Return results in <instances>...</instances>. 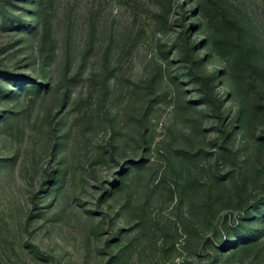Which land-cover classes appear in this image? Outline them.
<instances>
[{
  "label": "rangeland",
  "instance_id": "obj_1",
  "mask_svg": "<svg viewBox=\"0 0 264 264\" xmlns=\"http://www.w3.org/2000/svg\"><path fill=\"white\" fill-rule=\"evenodd\" d=\"M0 264H264V0H0Z\"/></svg>",
  "mask_w": 264,
  "mask_h": 264
},
{
  "label": "trees",
  "instance_id": "obj_2",
  "mask_svg": "<svg viewBox=\"0 0 264 264\" xmlns=\"http://www.w3.org/2000/svg\"><path fill=\"white\" fill-rule=\"evenodd\" d=\"M223 19H225V17H223ZM225 24H226V25H231V26H233L235 30H238V29H239L237 26H235V24L230 23V22L227 21V20L225 21Z\"/></svg>",
  "mask_w": 264,
  "mask_h": 264
}]
</instances>
